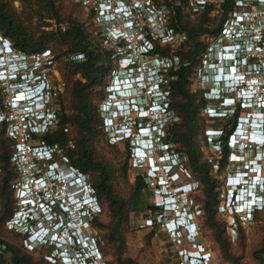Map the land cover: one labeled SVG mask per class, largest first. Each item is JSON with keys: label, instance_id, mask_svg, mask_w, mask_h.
<instances>
[{"label": "built area", "instance_id": "1", "mask_svg": "<svg viewBox=\"0 0 264 264\" xmlns=\"http://www.w3.org/2000/svg\"><path fill=\"white\" fill-rule=\"evenodd\" d=\"M75 2L85 12L84 26L91 31L100 51L107 54L111 63L107 79L118 81L110 86L113 94L100 104L101 115L103 110L106 111V104L114 92H119L121 86H126L139 89L148 105L144 111L149 113V117L169 114L170 121L166 124L169 128L178 122L179 116L171 107L172 84L177 80L176 72L181 67L177 53L187 49L189 35L175 24L177 7L181 8L185 19L201 22L206 30L201 35L203 49L191 74V82H195L199 90H209L212 72L224 67L228 58L233 56L237 76L240 78L238 88L251 89L249 100L253 110L255 109L256 115L264 114V0H187L185 3L176 1L172 4L169 0ZM68 28V22L53 18L51 26L44 27V30L60 35ZM86 61L85 53H74L68 49H63V52L45 49L28 53L18 48L0 31V125L5 126L7 135L13 141L11 164L16 176L13 183L16 205L13 215L6 222V229L24 238L23 248L27 252L38 248L51 249L45 259L53 264H88L90 260L107 264L103 260L96 236L91 233L90 219L102 212L95 189L86 174L76 167L69 165L67 169H63V164L69 162L65 152L75 147V141L72 138L64 144H48L46 141L47 136L71 135V125L64 122V116L70 114L65 98L67 76L73 66ZM189 65V62L183 64ZM233 65L232 63L230 67ZM74 79L83 80L80 73L74 75ZM237 95L238 91L235 96ZM214 98L208 91L204 96L208 102L214 101ZM155 104L159 108H155ZM209 106L210 104L204 108L207 116L217 117L214 110L208 109ZM229 111L235 113L236 107ZM166 126L163 130L165 134L169 133ZM251 126L242 131L244 140L240 143L234 138L237 129L233 132L227 146L231 151L228 160L231 164L240 162L242 158L233 154V150L240 148L250 154L256 152L252 161L249 158L251 155L246 153L245 160L261 164L264 168V154L257 152L261 149L258 133L251 130ZM115 127H111L106 119L103 120V129L112 145L123 142L116 135ZM211 135L209 131L208 137L216 150L219 167L224 151L221 143L214 142ZM166 148H169L168 144L164 145V150ZM260 151H264V148ZM133 158L137 168L142 170L135 162L134 155ZM155 165L151 167L152 174L148 170L143 175L147 187L154 190L156 206L160 207L159 195L169 191L180 194L185 188V176L179 179L178 174L173 171L189 174L182 164L175 168L162 159L161 163ZM61 169L65 170L64 175L60 172ZM65 175H77L83 186L70 187L74 183L68 181ZM192 191L193 188L190 192ZM27 195L33 198L38 214L46 217L48 226L56 228L54 235L58 236L59 242L35 238L36 234L24 224L28 219L20 215L22 205L30 199ZM187 202L189 205L194 204L191 197H187ZM233 203L229 195L224 194L218 210L231 215L227 228L229 234L235 237L239 227L245 230L253 225L256 212L249 210L244 213L238 206H233ZM258 209L259 212L264 211V199ZM179 211L176 206L175 212ZM187 213L194 218V214ZM151 214L150 210L141 215L144 217L143 228L157 225V220ZM72 216L76 219L78 229L94 237L91 259L83 253L81 241L72 235L75 234V225L70 220ZM159 216L164 231L177 240L179 230L175 231L169 225L166 213L161 212ZM30 217L33 218L32 215ZM3 247L6 248L5 245ZM59 247H66L65 251L73 257L64 253L59 257ZM181 252L182 261L176 264H188L189 250L181 249ZM206 253L208 264H218L212 263V255L207 249Z\"/></svg>", "mask_w": 264, "mask_h": 264}, {"label": "trees", "instance_id": "2", "mask_svg": "<svg viewBox=\"0 0 264 264\" xmlns=\"http://www.w3.org/2000/svg\"><path fill=\"white\" fill-rule=\"evenodd\" d=\"M60 1L62 0H29V7L33 8L37 15L44 13V15L61 20L62 8L57 5V2ZM176 1L185 3L187 0H169L171 4ZM175 17V24L188 32L189 45L185 51L177 53V57L181 60V67L176 72L177 80L172 84L173 101L171 107L181 118V122L170 128V133L175 135L177 141L181 140L183 145H185V155L188 157V162L185 164L180 155H178L180 163L187 171L190 170L188 174L191 177L197 174L198 182L196 183L199 184L198 188H202L201 190L205 197L202 201V208L200 210L195 209V211L204 212L203 218L208 229L214 231L218 240L222 242V236L228 226V220L220 216L218 212L223 193L219 188L220 184L210 175L212 164L207 161H201L202 152L195 143V138L199 134L202 125L199 113L202 107H206V103L202 97L201 99L199 98L197 92H193L189 87L191 74L199 61L203 49L201 35L206 30L201 22L196 23L185 19L180 7L176 8ZM65 21L69 23V28L63 34L56 35L53 32L43 30L41 34L36 35L25 26L15 12L10 0H0V31L5 37L14 42L18 48L28 53L57 48L60 52H63V49H68L74 53L86 54L87 61L78 66H73L67 76L66 95L70 99V114L64 116V122L71 125V135L47 136L46 141L48 144L57 142L64 144L68 139H74L75 147L65 152L70 165L76 167L84 174H87L88 171L100 172V174L96 175V182L93 185L95 194L99 202H101L100 204H102L101 208L102 206L104 207L106 213H109V217L107 221H104L98 216L101 212L90 219L91 227L96 228L103 236L102 239L96 236L100 251L105 252L102 245L104 244L109 246L111 250H115L114 255L120 264H138L126 257L123 251L127 235L131 231L130 214L133 212L140 215L148 209L152 212L161 213L162 209L150 204L149 196L146 194L148 187L143 174L137 177L131 197L125 198L117 190V182L113 177L115 170L112 171L94 157L96 151L95 143L102 133L103 126V119L99 111V103L104 99L102 86L110 72L111 63L107 54L100 51L91 31L82 22L74 19L71 15ZM186 62H189L190 65L183 66ZM78 73L82 75L83 80L74 79V75ZM164 143H167L166 139ZM223 151L224 157L219 161V171H222L228 164L226 154L230 150L224 147ZM12 152L13 141L7 135L5 126L0 125V168L3 172L0 178V201L4 205L3 212L8 210L7 212L10 213V216H12V209H10L9 203L14 195L13 183L16 180L11 164ZM126 169L127 167H125V171ZM149 195L153 197L154 192ZM218 215L222 220L218 219ZM260 219L263 220L258 211L255 213L254 221ZM6 232L14 234L9 230ZM244 234V229L239 227L237 231L238 241H241ZM153 236L154 232H151L149 237ZM4 242V240L0 239L1 264H53L47 260L43 261L31 254L6 246L3 244ZM4 245L6 248L3 247ZM8 253H10L9 260L4 258ZM255 254H258L257 264H264V235L259 250ZM231 259L235 261L234 264H238L237 259L233 255Z\"/></svg>", "mask_w": 264, "mask_h": 264}, {"label": "rangeland", "instance_id": "3", "mask_svg": "<svg viewBox=\"0 0 264 264\" xmlns=\"http://www.w3.org/2000/svg\"><path fill=\"white\" fill-rule=\"evenodd\" d=\"M10 1L15 12L19 15L20 19L24 22L25 26H27L32 33L39 35L44 30V27L51 26V20L53 18L44 15V13L42 15H37L33 8L29 7V0ZM57 5L62 8V21L67 20V18L71 15L74 19L84 23L85 12L79 7V5L76 4L75 0H62L60 2H57ZM52 50L60 52L57 48H54ZM107 82H109V80L106 77L102 88L107 84ZM189 87L193 92H197L198 90L195 82H191ZM65 98L66 106L67 108H69L70 99L67 95ZM199 98L201 99L200 95ZM103 101L104 99L99 103V106ZM204 108L205 107H202L199 113L200 122L202 125L199 130V134L195 138V143L200 147V150L202 152L201 161H207L212 164L210 175L215 178L216 181L220 184L219 188L223 193L222 195L228 194V189L230 188L228 178L230 173L235 171V165L231 164L228 160V164L226 165V167L222 171H219V167L217 166L218 161L216 159L217 156L215 154L216 150L212 146L213 143L209 140V138H205L203 134L204 129L211 125L212 119L207 116V112L204 110ZM179 122H181L180 119L172 127L170 126V128H173ZM123 143L124 142H121L120 144H117L114 147L110 146L107 141L105 130L103 129L102 133L100 134L98 140L95 143L96 152L98 154V156H96V159L97 161H101L106 167H108L112 171L115 170L113 177L114 180L117 182V190L119 194H122L125 198H130L137 177L146 172L147 169L144 168L141 170L137 168L135 163L127 161L128 156L125 150H127L128 148L127 145ZM180 147L181 146L175 144L172 145V147L169 146V150L176 151L175 153L180 155L183 162L186 164L188 162V157L185 155L186 147L185 145H182L181 150ZM69 165V162L64 163L63 169H67ZM125 167H127L126 171ZM2 173L3 172L0 173V178L2 176ZM96 175L97 174H86L88 181L91 185L96 182ZM184 176L185 183H187L188 181L191 182L193 188L192 192H188V194H191L189 197H191L194 202V205L193 203H190V208L192 209V211H194L195 209L200 210L203 206L202 201L205 199V197L201 190L202 188H198L199 184L196 183L198 182V178L196 177L197 174L194 177H191L187 174H185ZM147 189L148 191L146 192V194H148L149 196L148 200L150 204L156 205L157 199H155V196L153 195V197H151L149 195L151 194V192L153 193L154 190L151 187H148ZM14 200L15 195L12 196V199L9 203L10 209H12V215L14 213L16 205ZM3 206V202L0 201V239L5 241L3 244L18 249L24 253L31 254L45 261V256L50 254L51 249L38 248L35 251L27 252L23 248L24 238L22 236L16 234H8L6 232V222L10 219L11 216L9 215L10 213L7 212L8 210L3 212ZM102 208L103 211L98 216L104 221H107L109 213H106L103 206ZM149 211L150 209H148L146 212ZM218 212L220 216H223L230 221L231 215H225L219 210ZM203 214L204 212L200 213V211H195L193 220L197 224V227L199 229V235L197 238L199 239L200 244H202L204 248H206L207 251L211 253L212 263L216 262L218 264H234L235 261H232L231 259L233 255V257L237 259L238 264H257L258 254L255 253L259 250V246L264 235V211L260 212V217L263 218V220L260 219L254 221L253 225L245 229V234L241 241H238L237 235L235 237H232L228 232V228L226 227L225 233L222 236L223 243L218 240L217 235L214 231L208 229L205 223V219L203 218ZM141 215H143V213L137 215L132 212L130 214L131 231L127 235L126 243L123 247L125 256L129 257V259L134 260L138 264H172L182 261L181 249H195V246H193L192 244L193 241L189 240V242H187L185 240L186 238L182 234H175L177 236V240H175L173 237H170L164 231V228L160 223L161 217L159 216L158 212L153 211L151 214V217L157 220V225L152 228H143L144 217H141ZM219 215L218 219L222 220ZM151 232H154V236L150 238L149 235L151 234ZM91 233L94 236H97L99 239H102L103 237L96 228L91 227ZM102 245L105 249V252H102L103 260L107 264H120L119 260H117L116 256L114 255L115 250H111L109 246H105L104 244ZM191 246L193 247L191 248ZM4 258L9 260L10 253H8Z\"/></svg>", "mask_w": 264, "mask_h": 264}, {"label": "clouds", "instance_id": "4", "mask_svg": "<svg viewBox=\"0 0 264 264\" xmlns=\"http://www.w3.org/2000/svg\"><path fill=\"white\" fill-rule=\"evenodd\" d=\"M234 58L235 57L233 56L228 58V61L222 68L230 66L234 61ZM239 81L240 78L237 75L232 79L223 80L221 81V83H216L215 80L212 79L209 88L210 95L215 96L214 100H220L224 96H231L233 94L236 95L238 91L239 95L234 96L235 98L227 97L223 104V106L227 108V112L231 116L236 115L237 107H240V104H244L243 106L241 105V127L237 128V132L234 134V138L238 143L244 140L242 138V131L251 121L248 110L252 108L251 100H249V95L252 93V90L248 87L243 88V90L238 88L239 85H237V82ZM134 88L135 87L125 86L118 93L114 94L106 104V111L103 110L102 112V119H106V122L111 127L114 125L116 126V135L119 136L120 140L132 145L135 162L142 169L146 168L147 171L149 170L150 174H152V165H154L155 163H161L162 159L165 160L167 164H170L177 168L179 164H181L178 154H176L173 150H169V148H166L164 150V145L166 144L164 143V140L166 139L167 134L163 133V130L166 124L170 121V115L166 114L161 117H149V113H146L144 111V109L147 108L148 105L143 99V95L140 93L139 89ZM160 103L163 102H161L160 100ZM232 107H236L235 113H231L229 111V109ZM155 108H159V105L155 104ZM208 109H212L215 112V109L211 105L208 107ZM253 111L255 113V109ZM258 116H260L261 121L260 129H258V131L260 132V135H258V137L261 149L257 150V152H260V154H264V151H260L264 148V116L261 113ZM251 122L255 121L252 119ZM210 132L212 133L211 136L218 135V132L216 131L211 130ZM246 153H249V155H251L249 157L251 158V161L256 154V152L254 154H250V152H245L240 148L233 150V154L236 156H240L242 160L234 164L235 171L230 173L228 178L229 186L232 185L233 188H236L238 184L243 183V172H245L250 175L249 183H251L253 187H249V189L253 190L254 194L250 193L242 197L238 196L234 199L233 193H230V198L234 201L233 206H238L244 211V213H247L249 210L258 212V206L263 203L264 199V168L261 164L248 161L249 159L246 161ZM55 170L58 171V168H55ZM60 172H62L63 175L65 174V170L61 169ZM256 173L261 178V183L259 186H256L255 182L252 181V176ZM65 177L68 181L74 183L70 185V187L83 186L81 178H78L77 175H65ZM191 188L192 183L188 181L183 192H181L180 194H176L172 191L163 193L158 196V201L162 212L166 213V221L169 223V225L175 231L179 230L180 235H184L187 242H189V240L193 241L192 244L196 249L189 250L188 264H208L209 260L206 261V258L208 257L206 248H204V246L199 243V239L197 238L199 235L197 224L191 217L188 216L187 213L191 212L192 214H194L195 212V210L192 211L190 205L187 202V197L190 196L188 192L191 191ZM27 197L30 199L22 205V214L20 215L21 217L22 215H24L25 219H28V221L24 222V224L32 233L36 234L35 238H47L53 242H59L58 236L54 235L56 228L52 229L48 226L46 217L38 214V210L35 209L34 200L31 195H27ZM86 200L87 202H89L88 195H86ZM176 206H178L180 209L179 213L175 212ZM30 215H32L33 218H31ZM74 218L75 217L72 216L70 220L72 221ZM81 234L87 239L89 244L94 243V237L92 235H89L85 232H82ZM65 248L66 247L58 248L57 254L59 255V257L62 256V253L73 257L72 254L65 251ZM90 261L91 262H88V264H98L95 263L94 260Z\"/></svg>", "mask_w": 264, "mask_h": 264}, {"label": "flooded vegetation", "instance_id": "5", "mask_svg": "<svg viewBox=\"0 0 264 264\" xmlns=\"http://www.w3.org/2000/svg\"><path fill=\"white\" fill-rule=\"evenodd\" d=\"M232 63L234 64L232 68L230 66H227L226 68H220V69H216L215 71H213L211 76H210V79L215 80L216 83H221V81H223V80L234 78L237 75L238 70L236 68V64L234 63V61ZM117 82H113V81L107 82V84L102 88V90L104 89L103 90L104 96L107 97V96L113 94L110 86L117 84ZM114 91H116V90H114ZM207 91L209 92L210 90H207ZM207 91H202V90L198 89L197 93L200 95V97H202L204 99V96L207 94ZM116 93H118V92H114V94H116ZM234 96H235V94H233L231 96H224L220 100H214L212 102H208L206 99H204L206 106H208V104H210L215 109V114H217L218 116L211 119V125L204 129L203 134H204L205 138H209L208 137L209 131L213 130V131L218 132V135H216V136L213 135V136H211V138L213 139L214 142L221 143L222 148H224V147L227 148L228 141H229L231 135L233 134V132L237 128L241 127V119H240V116L242 115L241 104H240V107H237L236 115H233V116H231L227 112L228 111L227 108L223 106L227 97L235 98ZM106 97H104V99H107ZM248 113H249V117L251 118V121L253 119L255 122L250 121L251 124L248 123L246 125V128H248V127H250V125H252L250 129L257 131L258 135H260V132L258 131V129H260V126H261L260 125V122H261L260 116L255 115L252 108L250 110H248ZM245 115H246V113H245ZM263 116H264V114H263ZM179 119L181 120L180 117H179ZM166 130L169 132L166 135V142H167L166 144H168L171 147H172V145L177 144V145L181 146L180 147V150H181L183 142L181 140L177 141V138L175 137V135L170 133V128L168 125L166 126ZM102 131H103V126H102ZM107 141H108V139H107ZM108 143H109V141H108ZM123 144H126L127 148H128L127 150H125L127 153V156H128L127 161L128 162L131 161L132 163H134L132 145L129 143H123ZM110 146L114 147L116 145L110 144ZM229 155H230V152H228L226 154L227 162H228ZM96 156H98V154L95 151L94 157H96ZM87 173L95 175L96 172L88 171ZM173 173L178 174L179 179H182V177L184 176L183 173L179 172L178 170H174ZM96 174H100V172L96 173ZM15 203H16V200H15Z\"/></svg>", "mask_w": 264, "mask_h": 264}, {"label": "bare ground", "instance_id": "6", "mask_svg": "<svg viewBox=\"0 0 264 264\" xmlns=\"http://www.w3.org/2000/svg\"><path fill=\"white\" fill-rule=\"evenodd\" d=\"M123 87L121 86V89H122ZM193 246H191V248H192ZM196 249V248H195Z\"/></svg>", "mask_w": 264, "mask_h": 264}]
</instances>
